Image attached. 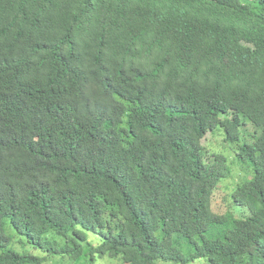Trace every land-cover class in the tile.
<instances>
[{"label":"trees","instance_id":"16d2710c","mask_svg":"<svg viewBox=\"0 0 264 264\" xmlns=\"http://www.w3.org/2000/svg\"><path fill=\"white\" fill-rule=\"evenodd\" d=\"M54 258L264 264V0H0V264Z\"/></svg>","mask_w":264,"mask_h":264},{"label":"rangeland","instance_id":"374dc122","mask_svg":"<svg viewBox=\"0 0 264 264\" xmlns=\"http://www.w3.org/2000/svg\"><path fill=\"white\" fill-rule=\"evenodd\" d=\"M225 193V192H224ZM227 196V193L221 194L219 196V200L216 202V210L218 212L219 215L224 216V215H230L231 211L228 208V205L226 203H224V197ZM9 230L7 231L8 235H15L10 228H8ZM22 241H24L22 238H19L16 241H13V246L15 247V251L19 252L21 254L28 252L30 254H32L33 256L36 257H43L44 254L42 252H36L34 250H32L31 248L27 247L25 248L22 245ZM185 252L188 253V248L185 249ZM59 260L57 258L52 259V261L50 262L51 264H56ZM70 261V260H69ZM105 264V263H104Z\"/></svg>","mask_w":264,"mask_h":264}]
</instances>
